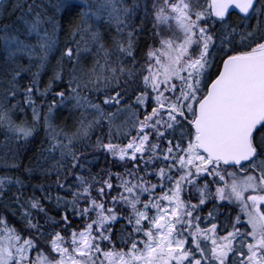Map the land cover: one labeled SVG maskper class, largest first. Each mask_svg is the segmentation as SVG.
<instances>
[{"label": "snow or ice", "instance_id": "1", "mask_svg": "<svg viewBox=\"0 0 264 264\" xmlns=\"http://www.w3.org/2000/svg\"><path fill=\"white\" fill-rule=\"evenodd\" d=\"M0 135V264H264V0H0Z\"/></svg>", "mask_w": 264, "mask_h": 264}, {"label": "trees", "instance_id": "2", "mask_svg": "<svg viewBox=\"0 0 264 264\" xmlns=\"http://www.w3.org/2000/svg\"><path fill=\"white\" fill-rule=\"evenodd\" d=\"M48 79L47 75L43 76V80L46 82ZM41 87H43V85H41ZM50 99V97H49ZM68 112L69 109L65 108L62 110V114H59L55 120V123L57 125H63L65 122V119L67 118V123L69 126H71L72 124V118L68 117ZM76 115L78 116L79 113L77 112ZM29 120L31 119V112H28V117ZM41 136H43V132H41ZM93 140H95V136H93ZM3 141H4V137L2 135H0V158H2L4 156V150H3ZM39 142V141H37ZM89 155H91V149L88 150ZM104 167H108V165L105 163L104 159H103V154H99V163L94 164V166L92 167V171L95 173L97 171H99L101 168ZM4 171H0V175H4ZM54 179V177H53ZM41 181L40 180H34L32 183L33 184H39ZM115 194V193H113ZM36 195H40L39 192L36 193ZM207 212V209H205V213ZM117 227H119V225H117Z\"/></svg>", "mask_w": 264, "mask_h": 264}]
</instances>
